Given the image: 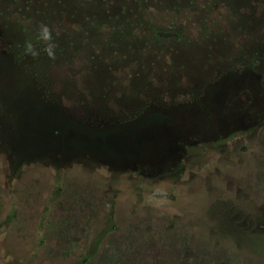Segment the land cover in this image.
Instances as JSON below:
<instances>
[{"label": "rangeland", "instance_id": "374dc122", "mask_svg": "<svg viewBox=\"0 0 264 264\" xmlns=\"http://www.w3.org/2000/svg\"><path fill=\"white\" fill-rule=\"evenodd\" d=\"M98 242L264 264V0H0V264Z\"/></svg>", "mask_w": 264, "mask_h": 264}, {"label": "trees", "instance_id": "16d2710c", "mask_svg": "<svg viewBox=\"0 0 264 264\" xmlns=\"http://www.w3.org/2000/svg\"><path fill=\"white\" fill-rule=\"evenodd\" d=\"M77 141H78V144L80 145V149H84V142H81V140L80 139H77ZM75 154L76 155H78V156H81L82 154H83V151H77V152H75ZM110 231V230H109ZM112 231V230H111ZM110 233V232H109ZM108 232H107V234H109ZM104 234H99L98 236H99V238H98V241L99 240H101L102 239V236H103ZM100 243L101 242H98L97 244H96V246H95V248H94V250H93V252L92 253H88V254H86L85 256H83L81 259H78V260H76V261H74V264H83V263H86V262H88L93 256H95V254L99 251V248H100ZM31 253L32 252H30L29 254L31 255Z\"/></svg>", "mask_w": 264, "mask_h": 264}, {"label": "clouds", "instance_id": "9594fccd", "mask_svg": "<svg viewBox=\"0 0 264 264\" xmlns=\"http://www.w3.org/2000/svg\"><path fill=\"white\" fill-rule=\"evenodd\" d=\"M43 35H44V38H45V39L48 38V34H47V30H46V29L44 30ZM48 54H49L50 56L53 55V53H52V51H51V46H50L49 49H48Z\"/></svg>", "mask_w": 264, "mask_h": 264}]
</instances>
